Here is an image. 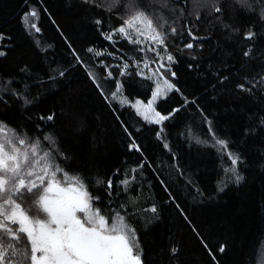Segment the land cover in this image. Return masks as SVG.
Listing matches in <instances>:
<instances>
[{
    "label": "trees",
    "instance_id": "obj_1",
    "mask_svg": "<svg viewBox=\"0 0 264 264\" xmlns=\"http://www.w3.org/2000/svg\"><path fill=\"white\" fill-rule=\"evenodd\" d=\"M137 8L163 17L175 57V87L154 108L171 114L160 137L162 124L109 98L119 86L147 102L154 90L139 51L147 43L105 39L127 18L128 0H0V122L39 139L109 224L119 212L143 264H264V0L250 9L237 0H137ZM32 9L39 33L22 23ZM228 152L240 158L238 183ZM32 200L17 202L27 209Z\"/></svg>",
    "mask_w": 264,
    "mask_h": 264
},
{
    "label": "snow or ice",
    "instance_id": "obj_2",
    "mask_svg": "<svg viewBox=\"0 0 264 264\" xmlns=\"http://www.w3.org/2000/svg\"><path fill=\"white\" fill-rule=\"evenodd\" d=\"M155 2L161 7H167V0ZM199 2L202 6L208 4V0ZM117 3L119 0H111V6L114 7ZM237 3L247 9L251 8V0H237ZM212 10L217 13L221 11L218 7ZM128 12L127 18H122L120 26L104 34L105 39L112 40L113 36H117L118 39H125L132 44L147 43L148 50L153 51L160 58V66L165 67L164 57L160 56V52L153 45L163 46V50L167 51L165 41L168 34L161 31L166 21L157 15L154 22L148 13L138 10L137 0H128ZM261 15L264 17V9ZM30 18L32 21L38 20L36 9L25 13L22 23L26 28L30 27L39 33L41 29L35 22H30ZM96 23L100 24L101 21ZM170 31L174 35L177 30L172 27ZM188 34L193 40L196 39L191 29ZM254 35L249 31L245 38L252 39ZM193 47V43L185 45L187 49ZM88 51L93 52V49L89 48ZM139 51L144 52L145 48L141 47ZM0 55L4 53L0 52ZM167 62H175L171 53L167 55ZM143 66L149 67L147 59ZM123 67L126 69L128 65L124 64ZM159 71L157 68L153 74ZM171 75L174 76L175 73ZM108 76H111V72ZM174 87L168 84L169 89ZM238 87L244 89L243 84ZM119 93L118 86L112 97L115 98ZM158 95L159 90L153 93V101ZM142 104V101H136L133 107ZM144 109L140 114L150 123L161 125L170 119L171 114L163 115L156 111L152 107V101L144 105ZM149 112L152 113L151 120ZM48 119L51 120L52 117L49 116ZM163 131L161 128L157 136L160 137ZM44 139L55 144L51 136H45ZM216 144L222 150H227V141L217 139ZM131 148L138 150V145L133 142ZM227 155L233 165L227 171L235 176L238 183L242 177L237 174L235 166L240 158L231 152ZM58 174L63 176V181L57 179ZM97 183L102 181L98 180ZM121 183L127 185L129 181L124 180ZM106 187H112L111 180L107 181ZM25 196L33 198L27 209L17 202L23 201ZM92 202L93 198L83 181L78 176L69 177L64 173L55 163L52 152L42 148L39 139L29 143L26 134L21 137L15 130L0 122V264H5L6 260H15L16 264H143L142 250L135 230L125 224V218L119 212L113 215V221L109 224L101 210L92 207ZM4 240L9 243L4 244ZM223 250L220 249L221 252Z\"/></svg>",
    "mask_w": 264,
    "mask_h": 264
},
{
    "label": "rangeland",
    "instance_id": "obj_3",
    "mask_svg": "<svg viewBox=\"0 0 264 264\" xmlns=\"http://www.w3.org/2000/svg\"><path fill=\"white\" fill-rule=\"evenodd\" d=\"M142 46H144V45H142ZM153 47H156L157 50L160 52V56L164 57L163 64L165 65V67L160 66L161 65L160 58L157 57L153 51H149L148 50V44H146V46H145L146 56L145 57L149 61V67H147L146 70H148V76L151 77V79L153 80L152 82L154 83L153 93H155V92H157V90H159V95L157 96V98L153 101V99H152L153 95H152L151 98L147 102H144L142 99H140V97L135 98L134 100H130L123 94V92L121 90H120V93L115 98L112 97V94L109 97L112 101L118 102L121 106H124V105L127 106L129 104L135 105L136 101H142L143 102L142 105H136L135 106V110H137V112L139 114L141 112H144V110H145L144 105H147L149 103V101H152V107L155 108L156 102L159 99L165 97L166 94H168L170 91H172L174 89V88H172V89L168 88V84L174 85L172 81H174V78H175V75L174 76L171 75V73H173V71L171 69L172 68L171 64H168V62H167V55L169 54V52H168V50L164 51L163 46L153 45ZM98 52L103 53V51H98ZM153 61H155V63H153ZM157 68H159L160 71L154 75L153 73L155 72V70ZM165 81H167V83ZM148 115H149V120H151L152 113L149 112ZM142 118H143V116H142ZM146 121L148 123H150L148 120H146ZM162 128H163V130L165 129L163 124H162ZM41 218H43V217H41Z\"/></svg>",
    "mask_w": 264,
    "mask_h": 264
}]
</instances>
